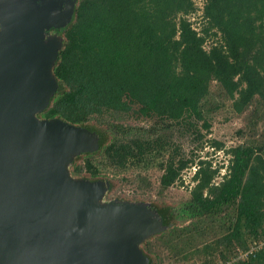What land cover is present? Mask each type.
Here are the masks:
<instances>
[{"label":"trees","instance_id":"obj_1","mask_svg":"<svg viewBox=\"0 0 264 264\" xmlns=\"http://www.w3.org/2000/svg\"><path fill=\"white\" fill-rule=\"evenodd\" d=\"M204 3L197 31L188 19L197 12L194 0H79L54 70L59 89L41 116L100 135V150L71 165L75 178L157 169L166 191L196 165L190 198L168 208L170 228L157 240L176 259L195 251L206 264H264V248L231 260L264 238V143L227 149V172L217 183L223 167L186 158L173 141L177 129L197 135L201 123L210 129L214 82L237 112H264V0ZM128 116L153 122L127 126ZM138 178L150 185L147 176ZM178 218L190 223L171 228ZM154 247L144 246L148 255Z\"/></svg>","mask_w":264,"mask_h":264},{"label":"water","instance_id":"obj_2","mask_svg":"<svg viewBox=\"0 0 264 264\" xmlns=\"http://www.w3.org/2000/svg\"><path fill=\"white\" fill-rule=\"evenodd\" d=\"M0 0V264H150L141 245L167 227L146 205L103 204L105 181L72 176L99 149L87 128L40 119L75 2Z\"/></svg>","mask_w":264,"mask_h":264},{"label":"rangeland","instance_id":"obj_3","mask_svg":"<svg viewBox=\"0 0 264 264\" xmlns=\"http://www.w3.org/2000/svg\"><path fill=\"white\" fill-rule=\"evenodd\" d=\"M73 1L75 2L76 10L79 0ZM194 1L197 7V12L190 15L188 19L193 23V27L197 31H200L205 22L202 17L205 3L204 0ZM74 16L75 12L70 22L73 21ZM64 30L58 31L52 29L46 34V39L59 38L63 40ZM210 44L211 42L205 46L208 50ZM211 91L214 95L213 100H215V102L210 104L209 107H213L215 110L210 118V123L212 124L210 129L205 128L202 123L199 125V135L193 134L192 132L181 133V131L177 129L175 130L176 132L173 133V141L181 149L186 158L195 157V159L198 160L211 159L215 167H223L221 174L216 178V182L218 183L222 181V176L226 174L227 166L229 165L230 156L226 153L227 149L246 144L253 140L259 143H264V112L260 111L258 114H255L253 107L244 112H237L230 99H227L224 96L221 97L223 94L220 93L219 86L216 82L212 84ZM38 116L40 119H43L41 114ZM152 122V120L146 118L136 119L133 118V116H128L123 121L127 126H140L145 128H149ZM87 129L95 133L99 138V149L96 151L98 152L100 150V135L89 128ZM170 133L171 132H168V134ZM215 141L223 143L225 149L215 150L212 144ZM75 162L83 165L84 160L82 155L76 157L73 163ZM195 171H197L196 165H192L190 168L183 171L182 180L178 181L166 191H162L160 188V178L163 172L157 169L149 171L132 170L119 174L118 176H114L112 174L113 172H108L99 179L110 185L102 203L107 204L109 202H116L130 205H146L150 207L153 213L163 218L165 224L166 218L169 219L167 212L168 208L173 207L174 210H178L181 205L190 198L191 189L195 185V182L193 181ZM138 174L143 177L147 176L150 185L144 184L141 179L138 178ZM173 221L171 228H182L190 223L186 219L180 218L173 219ZM166 227L167 228L164 231L157 235L166 232L170 228L167 225ZM157 235L151 236L141 245L143 253L150 259V264H152L151 259L157 264H206V257L198 256L195 251L188 253L189 259L187 260L181 259L180 257H178L180 260L174 258L175 255H173V251L167 249L161 241L157 240ZM149 241L155 246V251L151 255H148L144 248L145 244ZM234 259V257L231 258L232 261ZM214 264L223 263L216 259Z\"/></svg>","mask_w":264,"mask_h":264},{"label":"built area","instance_id":"obj_4","mask_svg":"<svg viewBox=\"0 0 264 264\" xmlns=\"http://www.w3.org/2000/svg\"><path fill=\"white\" fill-rule=\"evenodd\" d=\"M264 248V238L262 240H260L259 242L256 243L255 247H253L251 250L249 251H242V250H239L236 254V257L235 259L233 260L234 261H239V260H242V259H246L248 258V256L250 254H252L255 250L257 249H263ZM231 262H229L228 264H230Z\"/></svg>","mask_w":264,"mask_h":264},{"label":"flooded vegetation","instance_id":"obj_5","mask_svg":"<svg viewBox=\"0 0 264 264\" xmlns=\"http://www.w3.org/2000/svg\"><path fill=\"white\" fill-rule=\"evenodd\" d=\"M65 1V5H67V3H69V2H72V0H64Z\"/></svg>","mask_w":264,"mask_h":264}]
</instances>
